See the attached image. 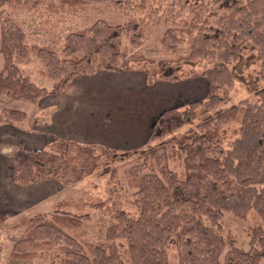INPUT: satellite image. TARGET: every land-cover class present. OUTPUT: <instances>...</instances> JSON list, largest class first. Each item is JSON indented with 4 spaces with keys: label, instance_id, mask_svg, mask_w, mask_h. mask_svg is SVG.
I'll list each match as a JSON object with an SVG mask.
<instances>
[{
    "label": "trees",
    "instance_id": "1",
    "mask_svg": "<svg viewBox=\"0 0 264 264\" xmlns=\"http://www.w3.org/2000/svg\"><path fill=\"white\" fill-rule=\"evenodd\" d=\"M43 1L0 0V94L36 103L48 94L71 92L77 76L126 71L130 62H144L139 70L146 72L149 83L178 81L185 78L184 64L201 59H210L211 67L187 78L206 77L209 92L206 98L165 109L141 148L117 150L60 137L45 148L18 145L12 159L15 183L22 186L48 180L74 185L93 173L103 157L104 172L110 171L114 180L118 168L110 163L136 158L126 175L138 214L130 215L115 197L109 205L114 223L98 242L82 241L76 233L91 219L83 211L108 208L109 201L59 200L50 218L41 213L27 218L11 259H32L56 250L62 254L60 264H124L118 241L125 239L133 264H170V248L178 250L179 264H264V101L243 99L224 106L235 80L231 65L246 50L259 53L264 76V0H173L190 17L181 18L182 26L170 27L161 39L174 53L186 43L189 53L159 61L140 50L122 59L124 36L134 49L144 44L143 22L134 13L152 0H50L53 8L64 11L105 3L128 16L124 22L101 19L77 28L65 36L60 49L58 42H29L21 23L3 8L34 9ZM34 57L52 81L50 89L24 72L23 65ZM9 113L20 120L27 115L17 109ZM235 122L239 125L232 128ZM186 126L192 127L177 138ZM175 161L182 164L181 172L172 167ZM111 193L118 194L115 189ZM252 211L262 224L251 228L246 249L233 235L224 234L223 218L231 212L247 219ZM8 218L0 213V220Z\"/></svg>",
    "mask_w": 264,
    "mask_h": 264
},
{
    "label": "rangeland",
    "instance_id": "2",
    "mask_svg": "<svg viewBox=\"0 0 264 264\" xmlns=\"http://www.w3.org/2000/svg\"><path fill=\"white\" fill-rule=\"evenodd\" d=\"M50 0H44L37 8L34 9H17L5 5L3 8L6 12L15 17L24 27L29 42L42 45H53L58 42L57 48L60 49L64 43L65 36L77 28H83L94 21L106 19L110 21L124 22L127 19L125 12L117 7L105 3H92L79 11L61 10L53 8L49 4ZM1 12V9H0ZM134 16L141 17L142 27L146 32L144 44L140 48L134 49L130 39L124 36L123 39V58L127 60L130 56L142 51L148 58L156 61L162 59L177 58L180 54H188L189 47L186 43L179 45L176 53L166 48L162 42L163 34L174 26H182L181 18L188 19L190 14L181 11L175 6L173 0H152L146 9L137 11ZM173 23L174 25L170 24ZM147 64V63H146ZM144 62H130V70H139ZM148 65V64H147ZM210 59L197 60L192 64H184L182 75L185 79L194 72H202L211 67ZM262 61L258 52L246 50L240 61L232 64L234 72V84L229 89V101L224 106L239 103L243 99L252 101H264V76L262 75ZM24 72L31 76L32 80L43 87L51 88L52 81L41 73L42 63L36 57L29 63L23 65ZM2 69V55L0 53V71ZM118 71V70H116ZM120 72V71H118ZM96 73V72H94ZM93 74V73H90ZM85 74V75H90ZM189 77V76H188ZM202 77V76H201ZM206 93V92H205ZM51 94L43 96L38 102L31 103L22 99H11L7 94H0V123L10 122L23 127L29 125L34 118H42L47 114L48 105L52 104L53 99L49 97ZM206 98L207 96H205ZM11 109L22 110L27 113L26 119H14L10 115ZM238 122L232 123L231 127L236 128ZM192 127V126H191ZM190 126L184 127L177 138L186 133ZM105 157L100 160V164L93 173L86 175L82 180L74 185H64L58 180L46 181L45 192L47 195L38 204L26 209L24 214L11 215L8 219L0 220V264H60L62 254L59 251H44L40 256L32 259H11L10 253L14 243L24 233L27 218L44 214L50 218L54 210V204L62 199L73 200H108V208L102 210L87 208L83 212L91 215V219L84 223L80 230L76 233L78 239L85 241L90 240L98 242L107 229L114 223V219L110 215L109 205L115 197H119L122 201V208L132 216L138 214L136 206L133 204L134 190L127 185L126 171L130 165L138 162L136 158H126L120 163L111 162V168H118L116 179H111V172H104ZM172 167L178 172L183 170L179 161L171 162ZM111 170V169H110ZM11 174V173H10ZM114 187V188H112ZM6 188H17L13 178H10V185ZM115 189L118 194L116 196L111 193ZM112 194V195H111ZM107 201V202H108ZM112 209V208H111ZM72 211H77L75 208ZM224 234H231L236 240L237 245L243 248H249L251 240V228L262 224L261 218L252 211L247 219H241L231 212H226L223 218ZM122 259L124 264H133L127 250V242L125 239L118 241ZM170 264H179L178 250L176 248L169 249Z\"/></svg>",
    "mask_w": 264,
    "mask_h": 264
},
{
    "label": "crops",
    "instance_id": "3",
    "mask_svg": "<svg viewBox=\"0 0 264 264\" xmlns=\"http://www.w3.org/2000/svg\"><path fill=\"white\" fill-rule=\"evenodd\" d=\"M208 92L204 76L154 83L137 69L77 76L71 92L49 96L53 101L42 118L23 127L0 123V213L10 217L24 214L48 193L46 181L6 188L10 178L14 179L12 157L18 145L45 148L54 137H60L117 150L141 148L165 109L202 99Z\"/></svg>",
    "mask_w": 264,
    "mask_h": 264
}]
</instances>
